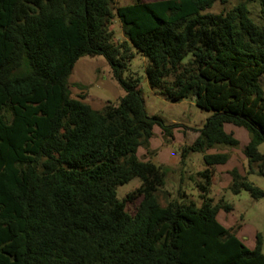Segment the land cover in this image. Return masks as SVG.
Returning <instances> with one entry per match:
<instances>
[{"label":"trees","instance_id":"trees-1","mask_svg":"<svg viewBox=\"0 0 264 264\" xmlns=\"http://www.w3.org/2000/svg\"><path fill=\"white\" fill-rule=\"evenodd\" d=\"M226 1L0 0V264H264L261 235L246 246L217 219L230 205L207 196L210 167L228 160L207 150L239 144L229 125L248 139L247 169L229 170L227 188L264 196L247 179L264 177V21L244 3L207 12ZM134 52L167 101L191 99L212 112L181 150L202 152L208 166L200 206L161 205L165 171L137 157L154 125L168 126L147 115L139 77L125 74ZM97 56L124 92L99 110L68 87L75 63ZM134 177L140 185L118 199L116 188ZM135 198L131 215L125 204Z\"/></svg>","mask_w":264,"mask_h":264},{"label":"rangeland","instance_id":"rangeland-1","mask_svg":"<svg viewBox=\"0 0 264 264\" xmlns=\"http://www.w3.org/2000/svg\"><path fill=\"white\" fill-rule=\"evenodd\" d=\"M114 7L133 3L135 0H112ZM244 3L250 16L255 21H264V12L261 11L259 0H227L224 3L216 2L207 10L210 13H224L238 4ZM114 38L118 41L123 39L121 25L118 18H114L110 24ZM93 59L97 62L102 58L104 64L100 63L96 69L95 79L86 85L68 79V87L71 95L77 97L81 93L87 97L89 102L95 104L97 98L107 102L116 103L117 91L111 87L100 86L98 77L109 78V65L102 56L82 57ZM81 59V58H80ZM147 61L138 52H134L130 60L128 73L139 77V91L143 99L144 109L147 115H156L162 119L165 126H168L165 133L159 125H154L149 140L142 144L137 150V157L141 160H149L155 165L162 167L165 171V184L160 187L155 195L161 205L168 201L178 200L183 203H193L200 206L202 203L201 191L198 184L205 182L200 174L208 166L203 161V153L190 151L186 156H181V150L190 146L198 135V130L203 128L212 112L199 108L193 100L185 99L176 103L167 101L157 89L151 88L145 77L144 68ZM111 74V73H110ZM114 80V79H113ZM115 82V80H114ZM260 84L264 91V73L260 77ZM123 93V90L120 88ZM98 96V97H97ZM173 124H177L173 126ZM229 132L234 133L239 144L236 147L218 145L207 150V153L223 152L227 154L228 160L223 165L210 167L209 190L207 196L212 203L223 199L230 205L229 211L220 210L217 219L227 228H232L238 237L243 240L246 246L252 248L255 243V235L259 233L262 239L261 251L264 254V196L254 199L246 190L233 194L227 188L229 184L228 171L237 168L242 174L247 169V162L243 156L242 149L245 145L248 134L244 129L229 125ZM258 151L264 155V143L258 146ZM247 179L255 186L264 191V177L257 174H248ZM140 185V179L134 177L128 182L116 188L117 198L122 200L126 195L134 191ZM140 198L127 201L125 210L133 214Z\"/></svg>","mask_w":264,"mask_h":264},{"label":"crops","instance_id":"crops-1","mask_svg":"<svg viewBox=\"0 0 264 264\" xmlns=\"http://www.w3.org/2000/svg\"><path fill=\"white\" fill-rule=\"evenodd\" d=\"M99 60L97 62L94 61V58L92 59H79L74 67L73 70L70 74V78H72L73 81H76L77 83L80 82V84L82 85H86L89 81H92V79H95V74H96V69L98 67V65H101L100 63L104 64V60H102V58H98ZM110 69H109V78H102L101 76L98 77V80L96 82H99L100 86L103 87H111L113 88L115 91H117V97L116 100L118 101V99L124 94V92L122 93V91L120 90L119 85L117 84V82L113 80L111 74H110ZM80 95L84 96L83 101L88 103L93 109L99 110L101 109L104 105H105V101L107 100H102L100 97L97 98V102H95V104H92V102H89L87 100L86 95L83 93H81ZM74 97V96H73ZM113 103V102H112Z\"/></svg>","mask_w":264,"mask_h":264}]
</instances>
